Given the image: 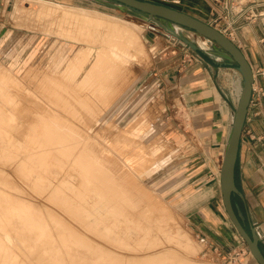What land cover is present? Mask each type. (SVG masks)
<instances>
[{"label": "rangeland", "instance_id": "obj_1", "mask_svg": "<svg viewBox=\"0 0 264 264\" xmlns=\"http://www.w3.org/2000/svg\"><path fill=\"white\" fill-rule=\"evenodd\" d=\"M27 1L0 0V40H6V38L11 36V39L8 38L10 41L0 50V86H2L0 87V196H2V199L1 197L0 199L4 204L3 207H0V216H2L0 217V254L4 253L2 254L4 259L0 255V264H2V259L5 261V254L9 256L7 259L9 258L11 261V257H16L17 259H13L16 264L18 262L19 264L24 262L26 264H126L128 262H130L129 264H135V262H139L138 264H140L143 261L141 258L156 252L158 254L154 258L159 261L156 262L155 260V264H159L160 260L163 259L160 264H186V262L197 264H249V261H253L246 245L238 248V250L242 251V254L238 256L237 261L230 263L229 260H226L204 237L194 231L189 224L188 215L182 212V208L163 197L154 184L159 180L158 173L155 174V172L159 170L163 163H166L174 151L171 147V142L169 140L166 141L165 125L160 121L161 116L155 109L154 99L145 97L139 99V93H136V89L142 81L153 74L160 56L159 52L166 48L161 42L159 33L163 32L169 35L177 45H182L188 50L189 48L180 39L171 36L145 18L134 16L123 9H115L99 4L96 0H89L88 5L82 6H71L47 0L48 2L62 5L63 9L60 6L56 7L54 4L53 6L48 2L45 3L46 0H40V2L39 0ZM16 2H20L21 7L27 5V9H25L27 12L24 9V12L15 9ZM40 7L52 8L53 12L49 10L47 14L41 13L39 12ZM30 8L31 10H28ZM75 8L89 11H78ZM70 9L75 14H79L81 16L80 19L83 18V20L77 19L76 21V18L72 20L68 15H65L68 17L64 18L62 13H67L69 12L67 10ZM262 10L264 12V7L261 8ZM54 11L56 12L55 15L52 14ZM86 18L89 20L88 24ZM93 20H99L97 22L102 20L110 21L113 24L117 22L115 25L119 23V26L133 29L132 31L138 30L137 33H139L138 42L140 41V43L137 45L136 50L139 48V51H137L141 54V59L137 58L139 60H135L138 62L131 61L130 64L128 63V67L132 68L129 77L126 80L121 79L118 81L123 82L125 80L123 86L116 81L118 87H120L119 84L121 85L119 88L120 92H118L117 86L114 90V85H117V83H113V88L109 90L112 95L108 93L107 79L103 76H98L104 70L100 68L94 69L95 72L93 70L89 72V67H84L87 55L86 49H88V46L101 45L102 43H100L99 39L94 40L93 38L97 33L100 37L102 32L105 31V26H95L90 23ZM85 28L86 30L90 29L86 32ZM175 28L187 39L198 43L201 50L207 51L213 57V46L210 43L199 42L197 39L201 36L178 26H175ZM91 31L92 35H88L87 33ZM77 36L79 37L77 38ZM140 45L143 48H140ZM142 49L146 52H142ZM56 58L60 60V63L62 62V65L59 63V68H57L59 64L55 65ZM142 58L147 59V63ZM144 62L145 65H143ZM229 67L236 75L232 76V85L235 97L238 100L241 76L233 66ZM76 71H80L78 73L82 76ZM72 73L77 76L73 75L71 77ZM88 73L91 74V76L89 75L91 78L93 77L92 84L91 78L89 76L86 77ZM45 74H49L50 77L48 75L45 76ZM92 74H97V78L101 82ZM224 74L228 75V72L225 71ZM53 76L54 79L57 78L55 80L59 83H56L54 79L50 80ZM70 78L73 79L71 80ZM83 78L87 80L86 83ZM100 78H104V80ZM224 78L227 77L225 76ZM62 80L66 82L64 83ZM45 81L47 82L45 83ZM100 83L103 84L100 85ZM53 84L57 90L52 88ZM61 84L63 85L60 86ZM93 86L94 88H92ZM64 87L65 90L67 89L66 91H63ZM103 88H106V91ZM61 89V92L64 93L59 92ZM102 89L105 93L101 91ZM72 90L73 94L71 93ZM115 91L119 93L116 96L112 93H115ZM54 93L55 95L57 94L56 98ZM105 94H109V97L114 98L110 97L109 99ZM103 98L108 99L110 103ZM136 99L139 101L136 102ZM97 176L98 178L96 179ZM91 178L94 182L93 180L91 181ZM91 185L93 188H91ZM133 194H136L135 196H140L141 194V198L135 197L136 199H134ZM127 195H130L129 198ZM130 197L133 198V201H131ZM143 198L146 199L143 200ZM141 199L147 206L142 203ZM112 201L116 202L113 203ZM149 201L152 204L155 202L153 207ZM125 202L129 205L125 204ZM122 203H124V206ZM114 204L117 206H114ZM119 204L122 205L118 207ZM156 204L157 206H155ZM125 205L128 206L127 209L129 207L131 209L127 210ZM5 206H8V208L6 209ZM122 206L126 209L124 212L127 211L124 214L125 216H123V213L118 212ZM133 206L136 207H134L135 210L132 208ZM137 206L140 208L146 206L147 209L145 208V210L148 211L144 213L143 211L145 210ZM115 207H118V211L114 209ZM92 208L93 210H91ZM151 210V214L155 216H149L151 214L148 213ZM4 211L5 214L2 213ZM130 211L134 213L131 214ZM33 213H35V217L38 216L37 218L41 221L40 225L43 228L41 227L40 229L32 220L34 219L32 218L34 217ZM135 214L141 217L138 218ZM158 215L161 219H164H157ZM132 217H136V219L132 220ZM147 217L153 219H148ZM3 218L7 220H3ZM139 220H142L143 224ZM17 221L20 223V225H17V227L19 226V233L24 230L26 232L30 231L29 235L31 236L33 233H37L38 230L39 232H44H40V235L35 233L39 238L34 234L30 238L31 241L28 239L26 242H21L20 237L18 238L19 233L16 234L14 231L18 232ZM6 223L8 224L6 225ZM14 224L15 226H13ZM38 227L39 229L37 230ZM100 228L101 230H99ZM9 231H11V234H9ZM83 251L85 254H83ZM94 252H96V256L102 255L101 259L96 256L93 257L95 255L93 254ZM88 254L89 259L87 258ZM107 255L112 258L107 257ZM79 257L82 259H79ZM94 258L99 259H97L98 263L96 259L93 260L95 262H92ZM116 258L118 260L121 258L120 261L123 263L116 260ZM10 260H6L5 264H12L13 261L11 262ZM105 260H108L107 262L110 261V263Z\"/></svg>", "mask_w": 264, "mask_h": 264}, {"label": "crops", "instance_id": "obj_2", "mask_svg": "<svg viewBox=\"0 0 264 264\" xmlns=\"http://www.w3.org/2000/svg\"><path fill=\"white\" fill-rule=\"evenodd\" d=\"M48 1L71 6L89 2ZM149 1L182 10L220 30L228 23L232 30L228 37L252 67L255 81L251 100L255 104L247 113L235 168V184L242 198L236 196L233 202L241 211L247 231L251 226L255 228L264 253V0ZM230 6L241 12L235 15ZM159 37L166 48L159 52L153 74L136 89L139 99H154L165 125L166 141L171 142L174 151L155 172L159 180L154 184L163 197L188 215L194 231L219 254L228 256L245 245L224 211L219 187L232 106L237 103L232 85V76L236 75L203 49L199 53L188 50L163 32ZM249 264L258 263L253 259Z\"/></svg>", "mask_w": 264, "mask_h": 264}, {"label": "water", "instance_id": "obj_3", "mask_svg": "<svg viewBox=\"0 0 264 264\" xmlns=\"http://www.w3.org/2000/svg\"><path fill=\"white\" fill-rule=\"evenodd\" d=\"M102 5L143 17L162 28L171 36L180 39L190 50L199 53L201 48L197 43L181 35L175 26L190 30L203 37L211 46L212 53L222 62L219 64L233 66L241 76V90L236 105L232 106V120L230 131L219 171V187L224 211L248 248L253 259L258 264H264V253L259 246V237L254 227L249 232L243 223V217L233 199L242 198L241 192L235 184V168L239 156V147L250 104L254 73L243 51L236 43L216 27L206 23L182 10L152 2L149 0H96Z\"/></svg>", "mask_w": 264, "mask_h": 264}, {"label": "bare ground", "instance_id": "obj_4", "mask_svg": "<svg viewBox=\"0 0 264 264\" xmlns=\"http://www.w3.org/2000/svg\"><path fill=\"white\" fill-rule=\"evenodd\" d=\"M43 1V0H42ZM27 2H31V0L29 1H27ZM39 2H40V0H39ZM46 2H48V1H45V3ZM20 2H16V4H15V9H19L20 11L22 10L23 11V9L25 10V9H27V5H24V6H20V4H19ZM48 3H50V4H54V3H52V2H48ZM48 5V4H47ZM51 5V6H52ZM54 5H56V7L57 6H60V7H62V9H63V6L62 5H60V4H54ZM53 5V6H54ZM41 6V5H40ZM65 7V6H64ZM67 7V6H66ZM59 8V7H58ZM37 9H38V7H37ZM52 9V8H51ZM51 9H49V8H42V7H40L39 8V12H41V13H49V10H51ZM75 9H77V8H75ZM28 10H31V8L30 9H28ZM36 10V9H35ZM58 10V9H57ZM59 10H61V9H59ZM78 11L79 10H81V11H89V10H86V9H81V8H79V9H77ZM26 11V10H25ZM61 11H63V10H61ZM60 11V12H61ZM67 11H69V12H67V13H62V14H64V18H67L68 16H70V18L73 20L74 18H76V21H77V19H80V15L79 14H75L74 13V11L72 12L71 11V9L70 10H67ZM24 12V11H23ZM27 12V11H26ZM25 12V13H26ZM37 12H38V10H37ZM51 12H53V10H51ZM96 12V11H95ZM55 11H54V13H52V14H54L55 15ZM51 14V15H52ZM57 16H58V14H56ZM65 15H68V16H65ZM96 15V14H95ZM90 16V15H89ZM105 16V15H104ZM83 17V16H82ZM85 17V16H84ZM98 17V16H97ZM106 17V16H105ZM113 17V16H112ZM51 18V17H50ZM91 18V17H90ZM103 18V17H102ZM70 19V20H71ZM82 20H83V18H81ZM80 19V20H81ZM87 19V18H86ZM85 19V21H87ZM95 19V18H94ZM113 19V18H112ZM75 20V19H74ZM92 20V19H91ZM111 20V19H110ZM57 21V20H56ZM97 21H99V20H97ZM96 20H93V22L92 21H90V23H92L93 25H95V26H102V27H104L105 26V31H103L102 32V34L100 35V37L98 36L99 34L97 33V35H95L94 36V40H100V43H102L101 45L99 44L98 46H88V49H86L87 50V52H86V58H85V65H84V67H89L88 69H89V72L90 71H94V69H102V70H104L103 72L101 71V73H100V75H98L99 77L100 76H103L104 78H106L107 79V81H108V93L110 94L111 92H109V90H111L112 88H113V86L112 85H114L115 83L114 82H118L119 80H123V79H128V77H129V74H130V71H131V69L128 67L129 65H128V63L130 64V62L132 61H137V60H139V59H137V58H140V56H141V54L138 52L139 50V48L136 50V48H137V45H139V43H140V41L138 42V39L140 38L139 37V33H137V31H132L131 29H127V28H123V27H121V26H119L118 24L117 25H115V24H113V22H110V21H104V20H102V21H100V22H97ZM83 22V21H82ZM88 22H89V20L87 21V24H88ZM126 22V21H125ZM79 23V22H78ZM126 23H128V22H126ZM122 25H124V24H122ZM83 26V25H82ZM74 27V26H73ZM76 27V26H75ZM88 28V27H87ZM92 28V27H91ZM82 29V28H81ZM90 29V28H89ZM89 29H87V30H89ZM92 29H94V28H92ZM79 30V29H78ZM83 30V29H82ZM86 32H87V30H86V28L84 29ZM75 31V30H74ZM97 31V30H96ZM95 31V32H96ZM85 32V33H86ZM101 32V31H100ZM82 33H83V31H82ZM70 34V33H69ZM73 34V33H72ZM76 34V33H75ZM78 34V33H77ZM88 35L90 34V35H92V31L89 33H87ZM94 34V33H93ZM65 35V34H64ZM65 37V36H64ZM79 36H77V38H78ZM84 37V36H83ZM85 37H87V36H85ZM8 38H10L11 39V36H9ZM8 38H6V40H0V50L2 49V47L8 42V41H10V39L8 40ZM66 38V37H65ZM96 38V39H95ZM5 39V38H4ZM77 40V39H76ZM197 40H199V42H201V43H204L205 41H201L200 39H197ZM85 41H88V40H85ZM84 41V42H85ZM94 42V41H93ZM99 42V41H98ZM137 42H138V44H137ZM34 43V42H33ZM87 43V42H86ZM94 44V43H93ZM97 44V43H96ZM142 44V43H141ZM52 45V44H51ZM90 45V44H89ZM50 47H52V46H50ZM140 48H143L141 45H140ZM84 50V49H83ZM60 51V50H59ZM84 52H85V50H84ZM142 52H146V51H144L143 49H142ZM80 53H83V52H80ZM139 53V54H138ZM75 54V53H74ZM58 55V54H57ZM145 55V54H144ZM59 56V55H58ZM143 56V55H142ZM146 57V56H145ZM144 57V58H145ZM144 58H142V59H144ZM147 58V57H146ZM60 59V58H59ZM68 59V58H67ZM135 59H137V60H135ZM141 59V58H140ZM20 60V59H19ZM51 60V59H50ZM53 60V59H52ZM65 60V59H64ZM145 60V62H146V60L147 59H144ZM21 61V60H20ZM19 61V62H20ZM60 60H58L57 58H56V60H55V65L56 64H59L60 62H59ZM142 61V60H141ZM140 61V62H141ZM49 62V61H48ZM67 62V61H66ZM138 62V61H137ZM145 62H144V64L143 65H145ZM63 63H65V61H63ZM143 63V62H142ZM147 63V62H146ZM61 65H62V62L60 63ZM60 64L59 65H57V68H59L60 67ZM80 64V63H79ZM135 64V63H134ZM141 64V63H140ZM67 66V65H66ZM79 66V65H78ZM77 66V67H78ZM132 66V65H131ZM136 66V65H135ZM3 67H4V65H3ZM4 68H6V67H4ZM42 68H44V67H42ZM143 68H145V67H143ZM142 68V69H143ZM2 69V68H1ZM91 69V70H90ZM138 69V68H137ZM2 70H4V69H2ZM44 70V69H43ZM42 71V70H41ZM47 72V71H46ZM77 72V71H76ZM79 73H80V71H78ZM77 72V73H78ZM95 72V71H94ZM93 72V73H94ZM136 73H138L137 71H135ZM78 73V74H79ZM83 73V72H82ZM96 73H99V72H96ZM135 73V74H136ZM131 74H132V72H131ZM8 75H9V73H8ZM46 75H48L49 76V74H45V76ZM52 75H54V74H52ZM74 75V73H72V75H71V77ZM76 75V74H75ZM74 75V76H75ZM80 75V74H79ZM91 76V74H87L86 75V77H88V76ZM93 75V74H92ZM42 76V75H41ZM77 76V75H76ZM80 76H82V75H80ZM83 76H84V74H83ZM89 76V78H91ZM93 76H96V78H97V74L96 75H93ZM5 77L7 78V76L5 75ZM36 77V76H35ZM50 77V76H49ZM56 77V76H55ZM63 77V76H62ZM79 77V76H78ZM85 77V76H84ZM132 77V76H131ZM134 77V76H133ZM27 78V77H26ZM68 78V77H67ZM77 78V77H76ZM93 78V77H92ZM91 78V84H92V82H93V79ZM104 78L102 79V78H100V79H102V80H104ZM3 79V78H2ZM1 79V80H2ZM41 79V78H40ZM44 79L46 80V78L44 77ZM54 79V76L52 77V79L50 78V80H53ZM55 79H57V78H55ZM54 79V80H55ZM59 79V78H58ZM71 80L73 79V78H70ZM69 79V81L71 82V80ZM74 79H75V77H74ZM81 79V78H80ZM79 79V80H80ZM84 79V78H83ZM98 79V78H97ZM96 79V80H97ZM105 79V80H106ZM132 79V78H131ZM140 79V78H139ZM5 80V79H4ZM42 80H43V78H42ZM60 80V79H59ZM82 80V79H81ZM85 80V79H84ZM99 80V79H98ZM124 80V81H125ZM133 80V79H132ZM39 81V80H38ZM47 81H49V80H47ZM47 81H45V83L47 82ZM56 81V80H55ZM63 81V80H62ZM61 81V82H62ZM74 81V80H73ZM100 81V80H99ZM98 81V82H99ZM124 81L123 82H118V83H121L122 84V86H123V84H124ZM130 81V80H129ZM9 82V81H8ZM41 82V81H40ZM58 81H56V83H57ZM60 82V83H61ZM64 82V81H63ZM66 82V81H65ZM64 82V83H65ZM76 83H77V81H75ZM83 82V81H82ZM85 83L87 82V80H85L84 81ZM97 82V81H96ZM101 82V81H100ZM104 82V81H103ZM116 82V83H117ZM7 83V82H6ZM59 83V82H58ZM76 83H75V85H76ZM81 83V82H80ZM95 83V82H94ZM93 83V84H94ZM114 83V84H113ZM118 83H117V85H114L115 87H114V90H115V88H117L118 87ZM127 83V82H126ZM8 84V83H7ZM10 84V83H9ZM72 84V83H71ZM70 84V85H71ZM78 84H79V82H78ZM77 84V85H78ZM90 84V85H91ZM98 84V83H97ZM103 84V83H102ZM101 83H100V85H102ZM49 85V84H48ZM63 84H61L60 86H62ZM82 85V84H81ZM80 85V86H81ZM105 85V84H104ZM127 85V84H126ZM31 86V85H30ZM44 86V85H43ZM50 86H51V84H50ZM58 86H59V84H58ZM79 86V85H78ZM117 86V87H116ZM119 86L121 87V85L119 84ZM0 87H2V86H0ZM57 87V86H56ZM89 87V86H88ZM105 87V86H104ZM120 87H118V92H120V90H119V88ZM52 88H55L54 87V84H53V86H52ZM68 88H69V85H68ZM92 88H94V86L92 87ZM91 88V89H92ZM1 89V88H0ZM56 90H57V88H55ZM70 89V88H69ZM79 89V88H78ZM88 89V88H87ZM104 89V88H103ZM103 89L101 90L102 92H104L105 93V91H106V88L104 89L105 91H103ZM6 90V89H5ZM67 90V89H66ZM65 90V87H64V89H63V91H66ZM77 90V89H76ZM94 90H96V89H94ZM122 90V89H121ZM240 90H241V87L239 88V91H238V93L240 94ZM28 91V90H27ZM62 91V89L61 90H59V92H61ZM90 91H92V90H90ZM52 92H53V90H52ZM57 93H58V91H56ZM78 92V91H77ZM94 92V91H93ZM16 93V92H15ZM50 93H51V91H50ZM61 93H64V92H61ZM68 93H69V91H68ZM67 93V94H68ZM72 94H73V90H72V92H71ZM101 93V92H100ZM107 93V92H106ZM115 96H116V94H119V93H116V91H115V93L114 92H112ZM12 94V93H11ZM14 94V93H13ZM59 94V93H58ZM75 94V93H74ZM108 94V95H109ZM57 95V94H56ZM55 95V93H54V97L56 96ZM60 95V94H59ZM71 95V94H70ZM104 95V94H103ZM106 96H108L107 94H105ZM110 95H112V94H110ZM113 95V96H114ZM63 96V95H62ZM12 97V96H11ZM53 97V96H52ZM53 97V98H54ZM111 97V96H110ZM110 97L108 96L107 98H109L110 99ZM1 98V97H0ZM19 98V97H18ZM47 98V97H46ZM56 98V97H55ZM111 98H114V97H111ZM33 99V98H32ZM84 99V98H83ZM103 99H106V98H103ZM15 100V99H14ZM107 100V102H109V100L108 99H106ZM105 100V101H106ZM104 101V100H103ZM16 103V102H15ZM110 103V102H109ZM3 104V103H2ZM2 106V105H1ZM12 106V105H11ZM17 109H18V107H17ZM99 109V108H98ZM2 111V110H1ZM46 116V115H45ZM57 117V116H56ZM84 117H85V115H84ZM83 118V117H82ZM1 119V118H0ZM58 120V119H57ZM73 120V119H72ZM85 121V120H84ZM48 125V124H47ZM46 127V126H45ZM55 127H56V125H55ZM25 132V131H24ZM97 132V131H96ZM29 133V132H28ZM51 133V132H50ZM136 136V135H135ZM62 137V136H61ZM78 137V136H77ZM31 139V138H30ZM52 139V138H51ZM96 140V139H95ZM147 144V143H146ZM150 144V143H149ZM154 144V143H153ZM30 145V144H29ZM32 146V145H31ZM140 146V145H139ZM42 147V146H41ZM53 147V146H52ZM150 147V146H149ZM148 147V148H149ZM36 148V147H35ZM71 148V147H70ZM44 149V148H43ZM96 149H98V148H96ZM29 150V149H28ZM143 150V149H142ZM153 150H156V149H153ZM152 150V151H153ZM158 150V149H157ZM156 150V151H157ZM155 151V152H156ZM140 152V151H139ZM144 152V151H143ZM38 153V152H37ZM54 153V152H53ZM100 153V152H99ZM11 154V153H10ZM140 154V153H139ZM13 155V154H12ZM144 156V155H143ZM142 156V157H143ZM10 157V156H9ZM16 157V156H15ZM35 157V156H34ZM47 157H49V156H47ZM136 157V156H135ZM146 157V156H145ZM148 157V156H147ZM4 158V157H3ZM153 158V157H152ZM18 159V158H17ZM37 159V158H36ZM50 159V158H49ZM98 159V158H97ZM137 159V158H136ZM2 160V159H1ZM140 160V159H139ZM144 160V159H143ZM142 160V161H143ZM5 161V160H4ZM150 161V160H149ZM120 162V161H119ZM146 162V161H145ZM25 163V162H24ZM93 163V162H92ZM10 164V163H9ZM144 164V163H143ZM27 166H28V164H27ZM137 166V165H136ZM139 166V165H138ZM34 167V166H33ZM88 169V168H87ZM146 169V168H145ZM150 169V168H149ZM30 170V169H29ZM57 171V170H56ZM88 171V170H87ZM121 171V170H120ZM18 172V171H17ZM35 172V171H34ZM149 172V171H148ZM147 172V173H148ZM5 173V172H4ZM3 173V174H4ZM57 173V172H56ZM32 174V173H31ZM36 174V173H35ZM49 174V173H48ZM92 174V173H91ZM132 174V173H131ZM37 176V175H36ZM85 176V175H84ZM55 177V176H54ZM93 178H94V176H92ZM38 178V177H37ZM51 178V177H50ZM63 178V177H62ZM98 178V176L96 177V179ZM56 179V178H55ZM49 180V179H48ZM80 180V179H79ZM89 180V179H88ZM93 179L91 178V181H92ZM101 180V179H100ZM114 180V179H113ZM37 181H39V180H37ZM66 181V180H65ZM97 181V180H96ZM103 181V180H102ZM78 182V181H77ZM93 182H94V180H93ZM133 182V181H132ZM68 183V182H67ZM98 183H99V181H98ZM136 183V182H135ZM52 184V183H51ZM58 184V183H57ZM72 184V183H71ZM102 184V183H101ZM16 185V184H15ZM31 185V184H30ZM94 185V184H93ZM127 185V184H126ZM5 187H6V185H4ZM80 186V185H79ZM99 186V185H98ZM103 186V185H102ZM105 186V185H104ZM135 186V185H134ZM133 186V187H134ZM14 187V186H13ZM138 187V186H137ZM41 188V187H40ZM44 188V187H43ZM48 188V187H47ZM91 188H93L92 187V185H91ZM126 189H127V187H125ZM136 188V187H135ZM69 189V188H68ZM88 189H89V187H88ZM98 189V188H97ZM101 189V188H100ZM113 189V188H112ZM124 189V188H123ZM125 189V190H126ZM134 189V188H133ZM70 190H71V188H70ZM102 190V189H101ZM124 190V191H125ZM136 190V189H135ZM90 191V190H89ZM118 191V190H117ZM132 191V190H131ZM12 192V191H11ZM55 192V191H54ZM73 192V191H72ZM125 192H127V191H125ZM110 193V192H109ZM112 193V192H111ZM130 192H129V190H128V194H129ZM134 193H135V191H134ZM140 193V192H139ZM7 194H9V193H7ZM12 194V193H11ZM78 194V193H77ZM80 194V193H79ZM118 194V193H117ZM125 194H127V193H125ZM132 194V193H131ZM137 194V193H136ZM136 194H133V197H134V199H136L135 197H139V198H141L140 196H141V194H140V196L139 195H137V196H135ZM95 195V194H94ZM112 196H113V194H111ZM115 195H116V193H115ZM4 196V195H3ZM79 196H81V195H79ZM91 196V195H90ZM96 196V195H95ZM128 196V198H129V196L130 195H127ZM127 196H125V197H127ZM142 196H144L143 194H142ZM150 196V195H149ZM1 197V199H2V196H0ZM109 197V196H108ZM114 197H116V196H114ZM146 197H148V196H146ZM70 198H72V197H70ZM107 198V197H106ZM122 198H124V197H122ZM132 200L131 201H133V198L132 197H130ZM153 198V197H152ZM151 198V199H152ZM0 199V200H1ZM109 200H111L110 198H108ZM107 199V200H108ZM117 199V198H116ZM127 199V198H126ZM144 199H146V198H143V200ZM149 199V198H148ZM85 200V199H84ZM114 200H115V198H114ZM119 200V199H118ZM123 200H125V199H123ZM128 200H130V199H128ZM137 200L139 201V199L137 198ZM142 199H141V201H143ZM95 201V200H94ZM135 201V200H134ZM7 202V201H6ZM28 202V201H27ZM69 202V201H68ZM101 202H102V200H101ZM106 202V201H105ZM113 202V201H112ZM111 202V203H112ZM116 202V201H115ZM115 202H113V203H115ZM127 202V201H126ZM125 202V204H127ZM146 202H148V201H146ZM149 202H151V201H149ZM17 203V202H16ZM75 203V202H74ZM81 203V202H80ZM85 203V202H84ZM103 203V202H102ZM109 203V202H108ZM118 203V202H117ZM120 203V202H119ZM129 203L131 204V202L129 201ZM135 203V202H134ZM142 203H144V201L142 202ZM141 203V204H142ZM6 204V203H5ZM110 204V203H109ZM123 204V206H124V203H122ZM122 204H119L118 205V207L120 206V205H122ZM133 204V203H132ZM141 204H139V205H141ZM144 204H146V203H144ZM150 204V203H149ZM151 204H152V202H151ZM153 204H155V202L153 203ZM151 205L152 207L154 206V205ZM8 205V204H7ZM78 205V204H77ZM84 205V204H83ZM90 205H91V203H90ZM96 205V204H95ZM106 205V204H105ZM108 205V204H107ZM127 205H129V204H127ZM127 205H125L126 207V209H127ZM134 205V204H133ZM143 205V204H142ZM141 205V206H142ZM4 206V204H3V201L1 200L0 201V207H3ZM34 206V205H33ZM74 206V205H73ZM114 206H117L116 204H114ZM122 206V207H123ZM135 206H136V204H135ZM135 206H133L132 208H134ZM146 206H147V204H146ZM146 206L144 207V208H142V209H144L145 210V208H146ZM151 206H149V207H151ZM155 206H157V204L155 205ZM6 207V209L8 208V206H5ZM26 207V206H25ZM118 207H115L114 209H116L117 210V208ZM122 207H120L119 209V211L118 212H121V213H123V216H125L124 214L127 212H124L126 209L124 208H122ZM138 207V206H137ZM159 207V206H158ZM20 208V207H19ZM30 209H31V207H29ZM72 208V207H71ZM82 208H83V206H82ZM100 208V207H99ZM136 208V207H135ZM135 208H134V210H135ZM138 208H140V207H138ZM140 208V209H141ZM155 208V207H154ZM5 209V211H7ZM26 209V208H25ZM97 209V208H96ZM129 209H131L130 207H129ZM129 209H127V210H129ZM147 209V208H146ZM149 209V208H148ZM152 209V208H151ZM18 210V209H17ZM79 210V209H78ZM90 210V209H89ZM91 210H93V208L91 209ZM90 210V211H91ZM106 210H107V208H106ZM138 210V209H137ZM157 210V209H156ZM3 211V210H2ZM5 211L4 212H2V213H4L5 214ZM9 211V210H8ZM11 211H13V210H11ZM22 211V210H21ZM24 211V210H23ZM86 211V210H85ZM146 211H148V210H145V211H143L144 213L146 212ZM160 211H161V209H160ZM26 212V211H25ZM47 212V211H46ZM114 212V211H113ZM117 212V213H118ZM129 212V211H128ZM94 213V212H93ZM130 213L131 214H133L134 212H132V211H130ZM136 213V212H135ZM152 213V210H151V212H149L148 214H151ZM156 213V212H155ZM8 214V213H7ZM10 214V213H9ZM35 213H33V216L34 217H32V218H34V219H32V220H34V222L40 227V229H41V227L43 228V226L42 225H40L41 224V221H39V219L37 218V217H35V215H34ZM88 214V213H87ZM97 214H98V212H97ZM111 214H113L112 212H111ZM110 214V215H111ZM120 214V213H119ZM118 214V215H119ZM128 214V213H127ZM157 214V213H156ZM163 214V213H162ZM39 215V214H38ZM117 215V216H118ZM120 215H122V214H120ZM128 215H130V214H128ZM128 215H126V217L128 216ZM137 214H135V216H136ZM164 215V214H163ZM5 216V215H4ZM93 216H94V214H93ZM98 216V215H97ZM133 216V215H132ZM138 216V215H137ZM136 216V217H137ZM149 216H155V215H153V214H151V215H149ZM0 217H2V216H0ZM23 217H24V215H23ZM78 217V216H77ZM87 217V216H86ZM90 217V216H89ZM95 217V216H94ZM116 217V216H115ZM121 217V216H120ZM136 217H134L135 219H136ZM141 216H138V218H140ZM6 218V217H5ZM5 218H3V220L5 219ZM8 218V217H7ZM29 218V217H28ZM91 218V217H90ZM93 218V217H92ZM127 218H129V217H127ZM134 218L132 217V220H134ZM148 218V217H147ZM150 218V217H149ZM148 218V219H149ZM158 218H160V216L158 215V217H157V219ZM15 219V218H14ZM99 219V218H98ZM97 219V220H98ZM100 219H102V218H100ZM115 219V218H114ZM145 219H146V217H145ZM150 219H153V218H150ZM156 219V218H155ZM161 219V218H160ZM164 219V218H163ZM163 219H161V220H163ZM5 220H7V219H5ZM25 220V219H24ZM81 220V219H80ZM96 220V219H95ZM106 220V219H105ZM105 220H103V221H105ZM26 221V220H25ZM100 221V220H99ZM126 221V220H125ZM129 221V220H128ZM140 221V220H139ZM138 221V222H139ZM148 221V220H147ZM5 222V221H4ZM8 222V221H7ZM11 222V221H10ZM18 222V221H17ZM32 222V221H31ZM43 222V221H42ZM63 222V221H62ZM76 222H77V220H76ZM100 222H102V221H100ZM110 222V221H109ZM122 222V221H121ZM130 222H131V219H130ZM141 223H142V220L140 221ZM143 222H144V220H143ZM13 223V222H12ZM16 223V222H15ZM97 223H99V222H97ZM3 224V223H2ZM8 223H6V225H7ZM20 225V223L18 222L17 224H16V227H17V225ZM29 224V223H28ZM101 224V223H100ZM112 224V223H111ZM115 224V223H114ZM134 224H135V222H134ZM143 224V223H142ZM12 225V224H11ZM21 225H23V224H21ZM26 224L24 223V226H25ZM102 225V224H101ZM148 225V224H147ZM13 226H15V224L13 225ZM23 226V227H24ZM28 226H30V225H28ZM36 226V225H35ZM68 226V225H67ZM73 226V225H72ZM92 226V225H91ZM99 226V225H98ZM4 227V226H3ZM6 227H8V226H6ZM19 227V226H18ZM18 227H17V230H18V232L16 231V230H14L15 232H16V234H18L19 233V229H18ZM26 227V226H25ZM37 227V226H36ZM39 227L37 228V230L39 229ZM101 227V226H100ZM112 227V226H111ZM113 227H114V225H113ZM154 227H156V226H154ZM13 228H15V227H13ZM32 229H33V227H31ZM48 228V227H47ZM106 228V227H105ZM108 228V227H107ZM143 228V227H142ZM7 229V228H6ZM8 229H10V228H8ZM12 229V228H11ZM16 229V228H15ZM23 230H24V228H22ZM26 229V228H25ZM29 229H30V227H29ZM34 229H36V228H34ZM45 229V228H44ZM43 229V230H44ZM113 229V228H112ZM56 230H57V228H56ZM79 230V229H78ZM99 230H101V228L99 229ZM107 230V229H106ZM129 230V229H128ZM141 230V229H140ZM146 230V229H145ZM7 231V230H6ZM12 231V230H11ZM11 231H9L10 233L9 234H11ZM35 231V230H34ZM67 231V230H66ZM115 231H117V230H115ZM147 231V230H146ZM8 232V231H7ZM14 232V233H15ZM40 232H44V231H40ZM39 230L37 231V235H40L39 233ZM67 232H69V231H67ZM29 233H30V231L29 232H26L25 230L24 231H20V233H19V236L18 235H14V236H18V238L20 237V239L22 240L21 242H26L28 239H30L31 238V236H34V234L35 233H33L31 236L29 235ZM35 234V235H36ZM44 234V233H43ZM55 234V233H54ZM108 234V233H107ZM6 235V234H5ZM37 235H36V237H37ZM126 235H128V234H126ZM9 236V235H8ZM56 236V235H55ZM51 237V236H50ZM127 237V236H126ZM136 237V236H135ZM183 237V236H182ZM185 237V236H184ZM37 238H39V236L37 237ZM109 238V237H108ZM129 238V237H128ZM15 239V238H14ZM32 239H34L33 237H32ZM36 239V238H35ZM49 239V238H48ZM61 239V238H60ZM141 239V238H140ZM177 239H178V237H177ZM183 239H185V238H183ZM187 239V238H186ZM188 240V239H187ZM10 241V240H9ZM30 241H31V239H30ZM76 241H77V238H76ZM119 241V240H118ZM184 241V240H183ZM11 242V241H10ZM115 242V241H114ZM75 243V242H74ZM80 243V242H79ZM109 243V242H108ZM145 243V242H144ZM156 243V242H155ZM3 244H5V243H3ZM23 244V243H22ZM25 244V243H24ZM34 244V243H33ZM44 244V243H43ZM87 244V243H86ZM116 244V243H115ZM134 244V243H133ZM149 244V243H148ZM7 245V244H6ZM76 245V244H75ZM88 245V244H87ZM119 245V244H118ZM117 245V246H118ZM0 246H1V244H0ZM32 246V245H31ZM64 246V245H63ZM84 246H86V245H84ZM141 246V245H140ZM33 247V246H32ZM72 247V246H71ZM78 247V246H77ZM80 247V246H79ZM124 247V246H123ZM49 248V247H48ZM89 248V247H88ZM92 248V247H91ZM100 248V247H99ZM1 249H3V247H1ZM30 249V248H29ZM75 249V248H74ZM77 249V248H76ZM9 250V249H8ZM7 250V251H8ZM18 250V249H17ZM20 250H22V249H20ZM19 250V251H20ZM25 250V249H24ZM23 250V251H24ZM94 250H95V248H94ZM97 250V249H96ZM99 250V249H98ZM141 250V249H140ZM6 251V250H5ZM13 251V250H12ZM16 251V250H15ZM30 251V250H29ZM38 251H39V249H38ZM74 251V250H73ZM99 251H101V250H99ZM150 251V250H149ZM9 252V251H8ZM11 252V251H10ZM102 252V251H101ZM100 252V253H101ZM105 252V251H104ZM160 252H162V251H160ZM166 252V251H165ZM15 253V252H14ZM22 253V252H21ZM29 253V252H28ZM27 253V254H28ZM87 253H88V251H87ZM99 253V252H98ZM143 253V252H142ZM146 253V252H145ZM164 253V252H163ZM2 254H4V253H2ZM2 254H0V255H2ZM8 255H9V253H7ZM11 254V253H10ZM83 254H85L84 253V251H83ZM93 254H95V255H93V257L94 256H96L97 254H96V252H94ZM103 254V253H102ZM107 254V253H106ZM132 254V253H131ZM158 254V252H156V253H153V254H151V255H149V256H146V257H144V258H141L140 260L142 261L141 263L142 264H155V260H156V262H158L157 261V259L156 258H154V257H156L155 255H157ZM161 254V253H160ZM165 254V253H164ZM37 255V254H36ZM64 255V254H63ZM91 255V254H90ZM109 255V254H108ZM107 255V257H110V258H112L111 256H108ZM162 255V254H161ZM11 256V255H10ZM32 256V255H31ZM30 256V257H31ZM84 256H86V255H84ZM88 256H89V254L87 255V258H88ZM102 255H99V256H96V257H101ZM113 256V255H112ZM116 256V255H115ZM179 256V255H178ZM252 256V255H251ZM2 257H3V255H2ZM5 261L3 260L4 259V257H3V259H2V264H3V262H4V264L6 263V260H10L9 258L7 259V257H9V256H6V254H5ZM17 257H19L18 255H17ZM0 258H1V256H0ZM12 258V261H13V259L15 260V258H13V257H11ZM53 258V257H52ZM90 258V257H89ZM88 258V259H89ZM165 258V257H164ZM17 259V258H16ZM42 259V258H41ZM71 259V258H70ZM79 259H82V258H80L79 257ZM96 258H94V259H92V262H95V261H93V260H95ZM98 259V258H97ZM96 259V260H97ZM101 259V258H100ZM113 259H115V258H113ZM113 259H110L111 261H115V260H113ZM126 259V258H125ZM138 259V258H137ZM161 259H162V256H161ZM50 260V259H49ZM91 260V259H90ZM99 260V259H98ZM98 260L96 261L97 263H98ZM116 260H118L117 258H116ZM120 260H121V258H120ZM120 260H118V261H120ZM134 260H135V258H134ZM139 260V259H138ZM139 260V261H140ZM164 260V259H163ZM163 260H160L161 262H159V264L160 263H162V261ZM181 260H182V258H181ZM11 261V260H10ZM11 261V262H12ZM48 261V260H47ZM87 261V260H86ZM102 261H104V260H102ZM106 261V260H105ZM108 261V260H107ZM106 261V262H107ZM125 261V260H124ZM130 261V260H129ZM131 261H133V260H131ZM166 261V260H165ZM179 261V260H178ZM55 262V261H54ZM120 262H122V261H120ZM133 262H135V261H133ZM172 262V261H171ZM170 262V263H171ZM180 262H182V261H180ZM184 262V261H183ZM8 263V262H7ZM13 263H15V261H13ZM12 263V264H13ZM25 263V262H24ZM24 263H22V264H24ZM49 263H51V262H49ZM104 263V262H103ZM107 263H110V261L109 262H107ZM115 263V262H114ZM123 263V262H122ZM130 262H128V263H126V264H129ZM138 264L139 262H135V264ZM140 263V264H141ZM11 264V263H10ZM16 264V263H15ZM18 264H19V262H18ZM26 264V263H25ZM52 264H54V263H52ZM92 264V263H91ZM102 264V263H101ZM111 264H113V263H111ZM120 264V263H119ZM158 264V263H157ZM182 264V263H181ZM186 264H197V263H192V262H186Z\"/></svg>", "mask_w": 264, "mask_h": 264}, {"label": "built area", "instance_id": "obj_5", "mask_svg": "<svg viewBox=\"0 0 264 264\" xmlns=\"http://www.w3.org/2000/svg\"><path fill=\"white\" fill-rule=\"evenodd\" d=\"M215 1H218V0H215ZM225 7L226 8H228L229 7V2L227 1L226 3H225ZM231 8H232V6H230ZM235 15L237 14H239L240 12H241V10L239 9V10H234V8H232V10H231ZM231 25H228V23H226V27L224 28V29H222V30H220L222 33H224L226 36H228L227 34H230V32L232 31L231 30V27H230ZM230 29V30H229ZM229 32V33H228ZM252 104H255V103H253V101L252 100H250V104H249V107H251V105ZM249 107H248V111H249ZM240 254H242V251H240V250H238V249H235V250H233L228 256H223V257H225V259L226 260H229V262L231 263V262H235V261H237V259H238V256L240 255Z\"/></svg>", "mask_w": 264, "mask_h": 264}]
</instances>
